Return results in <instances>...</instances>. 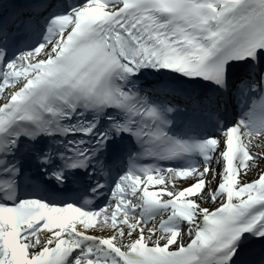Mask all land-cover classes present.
I'll list each match as a JSON object with an SVG mask.
<instances>
[{
    "label": "snow or ice",
    "instance_id": "6c2138e0",
    "mask_svg": "<svg viewBox=\"0 0 264 264\" xmlns=\"http://www.w3.org/2000/svg\"><path fill=\"white\" fill-rule=\"evenodd\" d=\"M0 264H264V0H0Z\"/></svg>",
    "mask_w": 264,
    "mask_h": 264
}]
</instances>
